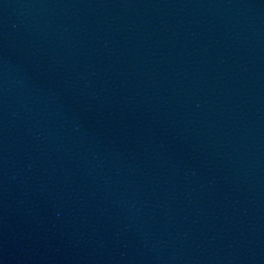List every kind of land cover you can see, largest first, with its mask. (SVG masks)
<instances>
[{
  "label": "water",
  "instance_id": "95a60500",
  "mask_svg": "<svg viewBox=\"0 0 264 264\" xmlns=\"http://www.w3.org/2000/svg\"><path fill=\"white\" fill-rule=\"evenodd\" d=\"M0 264H264V0H0Z\"/></svg>",
  "mask_w": 264,
  "mask_h": 264
}]
</instances>
